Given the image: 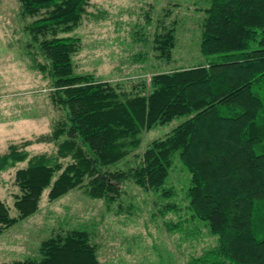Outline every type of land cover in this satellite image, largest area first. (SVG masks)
Wrapping results in <instances>:
<instances>
[{
    "label": "trees",
    "instance_id": "1",
    "mask_svg": "<svg viewBox=\"0 0 264 264\" xmlns=\"http://www.w3.org/2000/svg\"><path fill=\"white\" fill-rule=\"evenodd\" d=\"M207 1L205 62L111 81L75 73L83 41L65 35L91 14V0H19L28 46L38 48L31 66L50 79V99L63 116L37 140L53 143V153L31 155L27 140L0 153V177L27 161L15 171L13 207L0 199V234L35 213L45 190L55 200L83 188L116 215L130 214L120 201L130 180L163 200L155 205L168 233L201 223L216 238L187 264H264V0ZM169 10L153 38L156 58L167 62L177 45L176 20L164 24ZM177 117L185 120L147 144L139 164L113 169L142 146L145 131ZM177 153L190 173L186 216L167 182ZM98 249L90 230L66 229L41 241L39 257L9 264H101Z\"/></svg>",
    "mask_w": 264,
    "mask_h": 264
},
{
    "label": "rangeland",
    "instance_id": "2",
    "mask_svg": "<svg viewBox=\"0 0 264 264\" xmlns=\"http://www.w3.org/2000/svg\"><path fill=\"white\" fill-rule=\"evenodd\" d=\"M209 5L207 0H91V14L65 34L83 41L82 49L73 57L75 73L94 72L111 81L150 79L155 71L205 62L207 57L200 50L201 24ZM19 7V0H0V153L7 152L13 143L21 146L27 140L32 141L26 146L31 155L51 154L55 145L37 140L51 135L63 113L50 99V79L31 66V54L38 48L28 46L31 36L24 29L26 20L21 18ZM167 8L171 14L164 24L171 26L176 20L177 26V45L170 62L156 58L153 50L158 19L163 18ZM147 14L152 15L150 22L146 21ZM184 120L185 117H177L145 131L141 135L142 146L113 169L127 170L139 164L147 144L165 136ZM26 165L27 161L19 162L0 177V199L11 207L18 192L15 171ZM167 182L176 188L174 201L180 206V213L189 215L190 173L178 153ZM123 184L125 191L120 201L132 211L123 215L110 211L103 201L88 196L83 188L55 200H49L45 190L35 213L0 234V264L39 257L41 241L72 228L90 230L99 247L101 264H187L191 256L200 255L203 249L215 244L216 238L201 223L196 226L185 222L186 233H168L155 205L163 200L133 181L124 180ZM12 213H16L15 209ZM172 217L176 218V214ZM194 229L200 230L198 238L187 235Z\"/></svg>",
    "mask_w": 264,
    "mask_h": 264
}]
</instances>
